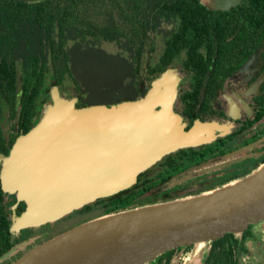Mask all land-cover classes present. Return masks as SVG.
<instances>
[{
  "label": "water",
  "instance_id": "95a60500",
  "mask_svg": "<svg viewBox=\"0 0 264 264\" xmlns=\"http://www.w3.org/2000/svg\"><path fill=\"white\" fill-rule=\"evenodd\" d=\"M227 7L238 0H221ZM226 9V7H223ZM180 76L165 70L130 101L76 107L57 87L38 123L0 154L4 192L24 202L12 217L19 232L54 223L98 199L130 188L137 176L177 150L211 143L229 127L174 112ZM15 204L12 210L16 208ZM264 220V163L223 186L103 215L69 228L11 264H148L173 249L241 234ZM25 245H16L0 260Z\"/></svg>",
  "mask_w": 264,
  "mask_h": 264
},
{
  "label": "trees",
  "instance_id": "16d2710c",
  "mask_svg": "<svg viewBox=\"0 0 264 264\" xmlns=\"http://www.w3.org/2000/svg\"><path fill=\"white\" fill-rule=\"evenodd\" d=\"M211 16L199 0H0V101H6L10 111L15 112L19 85L23 130L17 138L38 123L43 108L38 103L41 94L48 101L52 87L63 91L65 82H68L74 91L67 98H71L73 93L77 97V92L85 84L78 75L83 60L85 64L94 62L101 68L107 67L112 74L115 73L116 80L126 81L128 73H133V81L129 83L134 89L132 97L118 99L115 103L142 97L153 80L172 68L174 59L183 49L195 52L192 44L196 40L211 45V41H207L211 38ZM169 25L173 30L167 37L162 35L163 49L158 59L145 64V55L153 38L166 31ZM103 43L114 45L118 52H105L101 49ZM119 91L127 94V86ZM84 106L89 105H76ZM222 151L215 149L214 143L177 150L140 173L130 188L98 199L54 223L26 228L25 231H43V227L64 223L74 213L91 215L88 219L91 220L223 186L240 176L230 175L205 188L177 191L185 182L191 181L188 174L200 169V175L214 171L210 165ZM22 203L23 209L25 203ZM16 214L13 210L7 220L0 219V256L23 238L19 236L21 230H11L12 217ZM63 231H52L48 238ZM228 235L231 234L215 240L214 245L220 244ZM172 252H166L155 260L170 257Z\"/></svg>",
  "mask_w": 264,
  "mask_h": 264
},
{
  "label": "flooded vegetation",
  "instance_id": "af4514ba",
  "mask_svg": "<svg viewBox=\"0 0 264 264\" xmlns=\"http://www.w3.org/2000/svg\"><path fill=\"white\" fill-rule=\"evenodd\" d=\"M199 1L212 15L211 38L207 39L211 45L196 40L192 44L195 52H188L186 48L174 59L172 69L180 76L174 112L181 117L186 130L197 121L227 125L229 129L224 135L219 136L217 133L211 142L215 144V149L223 150L210 165L215 170L206 175H200L201 169L188 174L191 181L185 182L177 190L180 192L186 188H205L230 175L249 174L264 163V0H238L229 7L221 0ZM172 30L169 25L161 34L167 37ZM161 39L160 53L163 49V36ZM153 43H150L145 55V64L155 62L160 55H151ZM109 76L110 82H99L93 87L85 83L84 88L77 92L76 105L113 104L124 94L114 99L91 98V95L115 86L117 90L127 86L130 99L134 92L133 85H129L133 81V73H128L126 81L121 78L116 80L111 74ZM18 87L15 112L10 111L6 101H0L2 155L11 150L17 135L23 130L20 110L22 94ZM72 91L73 87L70 93ZM197 174L200 176L195 177ZM15 204L14 210L19 216L25 206L22 209L23 203H17L15 195L1 189L0 219L3 217L7 220ZM51 233L21 230L19 236L23 238L13 248L23 243L25 245L18 248L11 257L0 260V264H11L33 247L50 239L48 236ZM230 234L218 245H214L213 241L204 243V248L198 247L197 250L196 245L179 247L173 249L170 257L149 263L185 264L187 261L190 264H264V220L250 225L241 234Z\"/></svg>",
  "mask_w": 264,
  "mask_h": 264
},
{
  "label": "rangeland",
  "instance_id": "374dc122",
  "mask_svg": "<svg viewBox=\"0 0 264 264\" xmlns=\"http://www.w3.org/2000/svg\"><path fill=\"white\" fill-rule=\"evenodd\" d=\"M205 1L208 2L209 0H205ZM161 36H162V34L153 38L154 49L152 50V53H151V55L153 57H156L157 54L160 53L161 44H162L161 43V40H162ZM101 49L104 50L105 52L109 53V54H115L118 52L117 48L114 45L108 44V43H103L101 45ZM83 62H84V60H83ZM83 62H82V66H80V68H79L78 75L81 77V79L84 81V83L88 84V86H92V87H93V85L96 86L99 84V82L100 83L110 82L111 78L109 75L111 74V75L115 76L114 75L115 73L112 74L110 70L106 69L107 67L101 68L99 65H96L94 62H91L89 64H85ZM111 84H113V82H111ZM70 87H71L70 84L68 82H65L63 91L61 90V92L62 93L64 92L66 95H69L70 94ZM121 94H122V91L117 90L116 86H115L112 88L109 87V88H107V90H103L99 93L96 92V93L91 95V98L114 99V98L119 97ZM122 97H129V94L121 95L120 99ZM39 102H40V105L42 104V106H44V104H46V102H48V101H47V99L44 98L43 94H41ZM247 174L248 173L241 174V176L239 178H242ZM90 217H91V215L82 216V215L74 213L70 217L66 218L64 223L59 222L54 226H50L49 228L43 227L42 230L46 231V232L47 231H51V232L52 231H60V230L63 231L64 228H70V227L76 226V225L82 223L83 221L90 219ZM201 248H204V245ZM195 249L196 250L198 249V245H196ZM194 258H197V257H194ZM188 263L189 262H187V261L185 262V264H188ZM149 264H152V263H149Z\"/></svg>",
  "mask_w": 264,
  "mask_h": 264
},
{
  "label": "bare ground",
  "instance_id": "6f19581e",
  "mask_svg": "<svg viewBox=\"0 0 264 264\" xmlns=\"http://www.w3.org/2000/svg\"><path fill=\"white\" fill-rule=\"evenodd\" d=\"M203 244H199L198 247L201 248Z\"/></svg>",
  "mask_w": 264,
  "mask_h": 264
}]
</instances>
